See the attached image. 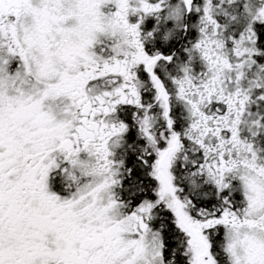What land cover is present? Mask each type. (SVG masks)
<instances>
[{
    "label": "snow or ice",
    "instance_id": "snow-or-ice-1",
    "mask_svg": "<svg viewBox=\"0 0 264 264\" xmlns=\"http://www.w3.org/2000/svg\"><path fill=\"white\" fill-rule=\"evenodd\" d=\"M0 264H264V0H0Z\"/></svg>",
    "mask_w": 264,
    "mask_h": 264
}]
</instances>
